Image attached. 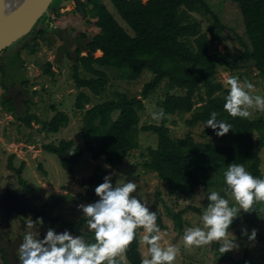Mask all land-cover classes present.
I'll use <instances>...</instances> for the list:
<instances>
[{"label": "trees", "instance_id": "1", "mask_svg": "<svg viewBox=\"0 0 264 264\" xmlns=\"http://www.w3.org/2000/svg\"><path fill=\"white\" fill-rule=\"evenodd\" d=\"M110 1L132 34L117 22L103 3L94 0L91 21L96 30L86 34L91 36L90 41L83 46L88 49V53L79 55L78 51L75 58L72 76L76 87L85 88L96 96L102 95L108 82L104 69L108 68L118 70L119 78L126 81L136 80L143 70H149L152 76L142 85L138 94L140 97L114 92L111 99L95 103L88 109H85V105L91 99L85 91L80 90L74 106L84 110L80 129L83 145L76 144L72 139H61L58 144L50 142L44 144L43 148L56 154L61 166L69 173L73 172L83 149L90 153L92 159L102 157L113 167L139 146L140 131L152 132L156 134L157 142L140 153L141 157H146L142 163L143 170L154 171L159 180L167 184L171 194L178 193L185 197L192 195L203 184L201 174L221 164L247 165V170L253 176L264 178L260 167V154L264 149V117H230L223 109L228 89L216 79L218 67L229 71L253 67L257 76L264 81V0H227L238 5L248 40L249 48L241 54L221 51L214 45L213 41H222L225 24L220 22L205 0ZM193 14L207 15L211 19L213 31H203L200 21ZM34 50L30 47V51ZM96 50L102 52L101 56H93ZM16 52L13 57L19 61V52ZM244 62L251 64L244 66ZM7 66L12 70L19 65L11 61ZM6 67L0 66V70H8ZM44 68L48 75H54L50 62H46ZM81 71L85 75L80 76ZM239 74V79L249 81L248 77H243L244 73ZM0 82L5 94L8 87L3 78ZM162 83H165V91L158 104L165 114L164 118L159 123L141 124L140 113L144 109V100ZM6 100H9L8 103L3 104L7 111L14 110L11 98ZM197 103L199 105H195ZM213 111L218 113V120L232 126L227 134L219 136V143L196 141L191 131H187L182 138L171 136L167 125L170 115L179 114L183 118V114L189 113V117L183 120L185 125L192 128L197 124L205 125ZM18 116L26 126H31L32 120H37L35 115L27 114L26 111L23 116ZM170 122L175 124L173 120ZM67 123V115L57 111L49 121L43 122L42 127L46 133H56ZM213 134L215 131L208 127H204L201 133L202 136ZM9 167H12L11 163ZM22 169L23 163L16 172L20 173ZM97 183L98 186L102 182ZM159 193L154 194L151 211L156 213L157 225L162 230L166 225L158 208ZM68 198L69 195L50 196L45 204L54 207L57 202L62 203ZM87 198L91 203L98 200L95 191ZM80 199L75 197L73 200L78 202ZM186 208L196 209L199 213L201 211L192 204ZM167 211L171 214L173 225L181 231L183 209L174 211L167 207ZM84 222V219H80L75 223L76 228H80ZM138 248L137 233L127 252L130 264H141Z\"/></svg>", "mask_w": 264, "mask_h": 264}, {"label": "rangeland", "instance_id": "2", "mask_svg": "<svg viewBox=\"0 0 264 264\" xmlns=\"http://www.w3.org/2000/svg\"><path fill=\"white\" fill-rule=\"evenodd\" d=\"M106 8L112 13L117 22L130 34L127 25L122 21L117 14L110 0H100ZM210 6L220 22L225 24L224 35H221L222 41H213L214 45L221 51H230L241 54L244 50L249 48L248 40L244 33V25L242 22L240 10L237 4L231 3L227 0H205ZM92 5L88 6V10ZM200 23L203 31H213L211 26V19L207 15L193 14ZM51 18L62 29L74 30L79 27L84 32H90L96 28L87 22L89 13L84 16H78L75 11H65ZM38 29V26L36 27ZM55 42L49 45L48 39L36 37L35 40L31 38L25 39L21 43L9 48L8 51L0 53V66L6 67L8 62H17V68L9 70H0V80L3 78L7 85V92L4 94V89L0 82V161L1 166H5L11 161L14 167H20L23 163L21 176L23 177V189L28 192H33V197L36 205H42L41 211L47 212L49 206L45 204L51 195L58 196L65 194L64 187L69 183L68 176L72 175L75 181L81 180L82 199L74 202L71 199L62 203L57 202L55 208L49 209L47 213L54 215L60 219H68L69 221H76L77 219H84L79 205H87L88 196L97 187V181L103 182L106 175H111V183L120 184L128 181L136 182L138 185L137 191L133 194L142 202H147L149 210L151 211L152 203L155 200V193H159L158 208L162 215V219L166 227L162 232H167L162 243L174 244L180 248V255L177 257L175 264H248L254 261L264 262V204L255 205L256 211L252 213H244L241 211L239 216L233 221L229 228L230 233L236 237V242L239 244V250H234L221 254L219 252V244L213 243L211 246L204 248H197L188 250L183 247L182 235L186 227L199 226L200 216L206 208L208 201L206 195L208 190L220 191L225 187L223 184V172L227 169V164L220 166H212L205 173L201 174L203 184L199 185L192 195L184 196L182 194H171L168 191V186L164 181H160L154 171L143 170V160L140 153L145 152L147 146H155L157 142L156 134L152 132H142L138 134L139 146L131 151L123 161L111 167L102 157L97 160L92 159L90 153L83 149L82 156L73 168V172L69 173L64 169L56 154L46 151L43 148L44 144L54 143L58 144L61 139H72L74 142L83 145L81 126L83 120L84 110L75 108L74 103L77 94L80 90L85 91L91 101L85 105V109L90 108L93 104L101 102L106 99H111L114 92H124L129 96L138 94L144 82L148 81L152 73L149 70H143L141 75L134 81H126L118 76V70L108 68L104 69L107 73L108 82L105 86V92L102 95H93L85 88H77L73 79V64L75 56L68 57L66 51L59 52L57 47L62 45V41L56 37ZM26 42V43H25ZM75 43V42H74ZM25 45V46H24ZM30 47L35 50L30 51ZM72 49L75 44H72ZM19 52V61L14 55ZM98 50V49H97ZM93 52L94 57L101 56L102 52ZM86 52H83V55ZM46 62L51 63V69L54 75H48L44 71ZM242 64V63H241ZM251 64V62H244V66ZM19 69V70H18ZM244 73L243 77H248L250 83L255 86L253 95L264 96L263 88L264 81L257 76V71L252 68H240L235 71H229L224 67H218L216 71V79L221 81L224 87L225 77L227 75L240 77L239 73ZM85 75V72H80V76ZM243 82L242 79H240ZM165 83L161 84L154 90L146 100H144V109L140 113V123H159L152 119V114L159 112L161 107L158 101L163 98V87ZM11 98L15 107L14 116L7 111L8 98ZM4 103V104H3ZM199 105V103L195 104ZM13 111V112H14ZM27 112V114L35 115L37 120L31 122V126H26L19 120V116ZM64 112L68 117V123L62 126L56 133H46L43 129V122L49 121L57 112ZM118 113V112H117ZM189 113L183 114V118L179 114L170 115L167 125L170 127V133L173 137H183L187 131H191L193 138L196 141H211L219 143V137L215 134L209 136H202L204 124H197L189 128L185 125V118L189 117ZM114 116L115 113H114ZM257 117H264V113L253 112L251 119ZM175 121V124L170 121ZM14 155L10 159L11 155ZM262 158L261 170L264 174V149L260 154ZM7 161V162H6ZM108 167H105V166ZM247 170V165H244ZM12 173L14 171H7ZM248 171V170H247ZM3 172V169H1ZM96 175V177H95ZM14 175L11 174V177ZM94 178V179H93ZM85 182V183H84ZM88 182V183H86ZM88 187V188H87ZM84 188H87L86 190ZM77 187L74 188V192ZM14 191V190H13ZM223 196V192L221 191ZM75 196V195H74ZM74 196H70L72 199ZM99 199V198H98ZM44 204V205H43ZM189 204L194 205L200 209V213L196 209L186 208ZM167 207L174 211L183 209L182 230L180 231L173 225L171 214L167 211ZM52 208V207H51ZM46 213V214H47ZM247 229L250 233L252 229L257 230L255 241H249L247 236L241 235V229ZM80 236L86 240L92 239V234L87 230L86 222L80 228ZM139 252L143 258L146 248L141 243L143 230H138ZM129 264V263H128Z\"/></svg>", "mask_w": 264, "mask_h": 264}, {"label": "clouds", "instance_id": "3", "mask_svg": "<svg viewBox=\"0 0 264 264\" xmlns=\"http://www.w3.org/2000/svg\"><path fill=\"white\" fill-rule=\"evenodd\" d=\"M224 82L228 91L223 109L230 117L249 119L254 111L264 113V96L252 94L255 91L252 83L241 82L232 75H227ZM164 115L160 110L152 114V119L159 121ZM217 116V112H211L205 127L218 137L224 136L232 126ZM110 181L111 175H106L95 188L99 198L96 202L78 206L92 234L91 241L68 231L56 233L53 228H48L40 239L38 229L43 226V219L29 218L18 248L19 264H128L127 252L141 229V243L146 248L141 264H175L180 248L162 243L167 232L157 225L156 213L149 210L148 203L133 195L137 183L128 181L113 186ZM223 184L225 187L220 191L208 190V204L199 218V226L184 229V248L192 250L218 243L222 255L239 250L229 228L241 211L252 213L256 211L255 205L264 204V178L253 176L243 164L232 163L223 172ZM241 235L255 241L257 230L249 233L242 228Z\"/></svg>", "mask_w": 264, "mask_h": 264}, {"label": "flooded vegetation", "instance_id": "4", "mask_svg": "<svg viewBox=\"0 0 264 264\" xmlns=\"http://www.w3.org/2000/svg\"><path fill=\"white\" fill-rule=\"evenodd\" d=\"M89 5H92V8L90 10H88ZM93 7H94V0H51L48 6L46 7L45 11L43 12V14L38 18V20L34 24L31 31L27 35L19 39L18 41L14 42L8 48L3 50L1 53L8 51L9 48L29 38H31L32 40H35L36 37H41L43 39L50 37L48 39V42L50 45L53 42H55L56 38L54 37V34L56 33V37L58 35L59 36L58 39H60L63 42L62 45L57 47V50L59 52L66 51V54L68 57H71L72 55H74L75 58L77 56L78 51H79V55H83L82 54L83 52H86L85 54H87L88 49L83 48V46H85L86 42L90 41L91 36L86 35V34L90 32H94L96 29L90 32H84L79 27H77V28H73L74 30L69 31V30H65V28L62 29V27H60L51 18H55L54 17L55 15L59 14L60 12H65V11H75V13L78 16H84V17L89 13L90 17L89 19H87V22L92 24L95 28V25L91 21L92 20L91 11ZM37 26H38V29H36ZM72 44H75L74 49H72L71 47ZM14 52H16V50H14ZM14 110H15V107H14ZM12 111H10L11 112L10 115L14 116V114L16 113L14 111V114H13ZM13 156L14 155L12 154L10 158L12 159ZM11 161L12 160H10L8 164H5L4 168L0 164V214H1V211L6 210L8 208L17 207V206L20 207L21 205H17L15 203L12 205H9L10 198L19 197L25 193H30L31 195V206L29 209H25V210L19 209L17 207V210H14L16 212L14 211L8 212L6 216H3L2 219L0 217V264H11L9 261L10 258H11L12 264H19V261L17 258L18 248L20 244L22 243L23 235L25 231L27 230L26 222L29 218L32 219L33 221H35L37 218L43 219L44 221L43 226H41L38 229L40 239H43L48 228H53L56 233H62L64 231H68L70 234L74 236L81 235L80 228L84 224L83 223L80 228H76L77 224L75 223L78 222L80 219H77L76 221L71 222L68 219H60L59 217L56 216V214L51 215L47 213L49 209L55 208L56 205H54V207L52 208L50 205H48L49 206L48 211L42 212L41 211L42 205H39V206L36 205V202H35L36 199H34L33 197L34 193L28 192V190L23 189L24 186L22 182L24 180H23V177L21 176V172L20 173L16 172V169L19 167H14L12 164H11L12 167L11 168L9 167V164L11 163ZM1 169H3V172H1ZM4 169L9 172L10 171H14V172L6 174ZM11 174H13L14 176L11 177ZM68 178H69L68 179L69 183L71 182L72 185L74 184L75 187H77V190L75 192H74V189L72 191H68L65 186L64 187L65 194H61V195H69V196L75 195L73 199L75 197L80 198L82 196V192L80 189L81 186L78 185V182L75 181L76 179H74L72 175H69ZM87 188H84V189L86 190ZM68 199L73 200L71 197ZM47 201L48 200H46L45 202Z\"/></svg>", "mask_w": 264, "mask_h": 264}, {"label": "water", "instance_id": "5", "mask_svg": "<svg viewBox=\"0 0 264 264\" xmlns=\"http://www.w3.org/2000/svg\"><path fill=\"white\" fill-rule=\"evenodd\" d=\"M50 1L51 0H0V53L31 31ZM78 182L82 184L81 180ZM74 188L75 185H72L71 182L66 185L68 191H72ZM9 203V205L14 203L21 205L20 207L15 205L19 209H29L31 206V195L30 193H25L19 197L10 198ZM17 207H11L1 211V219L3 216H6L8 212L17 210ZM9 261L12 264L11 258Z\"/></svg>", "mask_w": 264, "mask_h": 264}]
</instances>
